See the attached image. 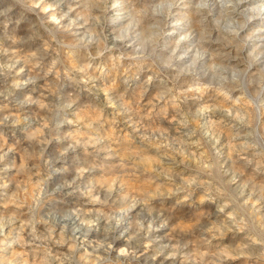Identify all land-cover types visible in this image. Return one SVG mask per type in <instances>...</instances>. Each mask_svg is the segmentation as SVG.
Listing matches in <instances>:
<instances>
[{"label":"rangeland","instance_id":"rangeland-1","mask_svg":"<svg viewBox=\"0 0 264 264\" xmlns=\"http://www.w3.org/2000/svg\"><path fill=\"white\" fill-rule=\"evenodd\" d=\"M113 1L95 0L97 7L91 14H103L107 20ZM204 2L207 8L198 7ZM32 3L34 0H3V7L11 10L0 16V65L11 75L0 76V91L25 65L14 57L27 58L39 48L53 55L61 53L67 67L84 63L80 54L62 51L39 28V9L30 10ZM216 3L134 0V4H124L126 11L135 7L139 13L129 35L147 39L143 52L152 56L146 61L119 60V67L110 68L107 76L94 82L103 93L99 100L114 102L111 110L90 103L87 93L83 95L78 110L94 121L90 134H99L103 140L95 151L88 149L92 153L88 160L94 159L98 167L77 175L72 185L75 193L53 191L55 181L45 179L43 170L34 167L35 161H29L21 172V151L5 156L0 165V264H74L69 249H77L75 230L90 241L89 250H76L80 264H150L149 258L157 252L162 253L159 259L167 257L176 264H264V244L257 242L264 241V46L252 48L239 37L231 38L229 28L220 23L225 12ZM61 8L67 10L65 5ZM60 12L56 8L50 20H58ZM71 18L77 21L71 32L57 34L65 45L87 39L90 27L76 13ZM67 20L60 22L66 24ZM169 22L179 29L164 39ZM103 31L112 47L108 35L112 29L105 24ZM28 36L34 42H18ZM91 49L95 54V45ZM135 49L132 45L106 52L93 67L111 65L122 53L138 55ZM238 53L243 55L241 66L232 61ZM48 62L46 59L45 64ZM13 63L15 67H9ZM28 74L30 66L18 79H26ZM48 80L55 82L57 92L67 85L60 71ZM46 83L41 79L23 91L9 89L14 95L0 100V119L10 113L18 115L16 101L36 87L39 91L33 95L38 97L45 92ZM24 111L34 113L36 109ZM14 131L10 123L0 126L4 151L16 146ZM189 136L198 149L187 144ZM163 157L170 165H165ZM181 188L184 191L171 195ZM125 195L144 198V203L136 204L127 215L121 213L127 217L128 227V237L121 242L117 230L105 231L106 217L133 203L132 199L124 201ZM95 196L105 203L91 202ZM161 218L168 227L161 230L158 243L145 242L143 233L140 240L130 241L136 219L143 220L145 228L152 220L156 228ZM84 219L95 222L90 234L81 224ZM146 244L145 254L140 255L139 249ZM124 250L129 254L117 257ZM173 253L174 260L169 258Z\"/></svg>","mask_w":264,"mask_h":264},{"label":"clouds","instance_id":"clouds-1","mask_svg":"<svg viewBox=\"0 0 264 264\" xmlns=\"http://www.w3.org/2000/svg\"><path fill=\"white\" fill-rule=\"evenodd\" d=\"M125 3L134 4V0H114L112 3V16L107 20H105L103 14L99 17L91 14V9L97 7L95 0H52V3H49L48 0H34V3L30 5L32 11L39 9L36 12L39 28L43 29L50 40H55L62 51L67 49L69 55L80 54L84 63L79 66L67 67V61L61 53L58 52L53 55L44 48L31 52L27 58L14 57L16 61L24 60L25 65L12 77V83L5 90L0 91V100H7L14 95V92L9 89L23 91L30 84L38 85L41 79L47 81V83L44 86L45 92L38 97L34 98L33 95L34 92L39 91V87H36L33 92L25 93L23 99L16 101L18 115L10 113L0 119V126H7L10 123L17 130L12 133L16 139L15 147H8L7 151H4L5 146H0V152L4 153V155H0V165L4 164V158L9 152L19 150L22 152L24 159V163L19 166L20 171L22 172L27 168L29 161H35L34 167L43 170L45 179L55 181L53 191L61 190L62 186L72 189L78 174L92 172L98 167L94 159L88 160V157L92 156L88 149L91 148L95 151L96 145L102 142L103 137L99 134H90L94 121L88 113L78 110L83 102V95L87 93L89 102L92 104H103L106 107L113 106L114 102L111 99L107 102L99 100L100 90L94 82L107 76L110 68L119 67L117 62L119 60L142 59L146 61L152 56L151 52L147 55L143 52L145 44L148 43L147 39H140L137 34L129 35V31L135 28L136 17L139 13H137L135 7L130 12L126 11L124 9ZM61 5H65L67 10L64 11ZM198 7L207 8L208 3H201ZM56 8H60L61 12L59 19L53 22L50 20V16L56 15ZM81 8L83 11L78 12L77 9ZM45 9H47V12L44 11ZM10 10L9 7H3V0H0V16L6 15ZM72 13H76L78 19H84V23L90 25V27L87 32V39L81 38L71 45H65L62 40L57 39V34L71 32L72 26L77 22L76 19L71 18ZM66 17L68 18L67 23L62 24L60 21L65 20ZM105 24L112 29L108 33L113 41L112 47H109L106 38H104L103 27ZM97 28H100L101 31L97 32ZM180 39L183 40L185 37L181 36ZM18 42H34V37L20 38ZM93 45H95V54L91 49ZM132 45H136L135 50L138 55L127 56L122 53L119 57L113 58L111 65L93 67L94 62L103 57L106 52L119 51ZM46 59L49 60L47 64H45ZM29 66L30 74L27 75V78L18 79L22 73H25V68ZM9 67H15V63L9 65ZM3 69L4 66L0 65V76L11 75ZM57 71L62 72L67 78V85H61L58 92L53 90L55 82L48 80L49 77L55 76ZM125 83H127V80H125ZM33 106L36 109L34 113L24 111L26 108ZM2 138L3 134L0 133V139ZM85 164L88 166L84 167ZM49 170H51V176ZM57 177L60 179L57 180ZM72 191L75 193L76 190L72 189ZM181 191H184V189H177L171 195H176ZM161 195L165 194L161 193ZM122 199L124 201L132 199L133 203L126 208H120L107 214L105 231L108 233L115 232L119 228L123 218L121 213L127 215L129 212L134 211L136 204L144 203V198H133L130 195H125ZM91 202L105 203L100 200L99 196L92 197ZM81 224L85 226L90 234L95 222L91 219H84ZM132 227L135 232L130 237V241L140 240L142 238L141 233L146 238L148 233L153 230L161 231L168 227V224L161 218L159 225L154 229L153 221L149 220L145 228L143 220L136 219ZM257 242L264 244V241ZM111 247L112 245L109 244L108 248ZM75 253V248H70L69 258L73 260L74 264H80ZM120 254L128 255L129 252L124 250ZM160 254L162 253L157 252L152 259L155 260ZM169 258L174 260L175 253Z\"/></svg>","mask_w":264,"mask_h":264},{"label":"bare ground","instance_id":"bare-ground-1","mask_svg":"<svg viewBox=\"0 0 264 264\" xmlns=\"http://www.w3.org/2000/svg\"><path fill=\"white\" fill-rule=\"evenodd\" d=\"M113 2H111L108 6V12L110 13L109 14L110 16H112V11H113L112 10V3ZM217 3H218V6H220L223 9V12H225L224 16H222V18H221L220 23L224 28H229V30H227V34L230 33L231 38H238L239 37L238 39H240V40L243 39L242 43L245 44V46H251L252 48L257 47V46H264V0H217ZM169 17H171V16H169ZM249 17H251V19H249ZM171 22L166 23V28L164 29V39H170L171 35L174 32V29H179V26L176 27L177 25L175 26V24H173ZM224 31L222 33H224ZM236 33H238V35H236ZM239 43H238V45H239ZM228 51H229V49H228ZM232 61L235 64V66L243 65V55L241 53L234 55L232 57ZM233 91H235V90H233ZM102 94L103 93H101L100 95H102ZM105 102H107L106 99H105ZM104 107L107 111H109L113 108V106H111V107L104 106ZM237 138L241 140L244 137L239 136ZM187 144L189 146L195 148V149L199 148L196 146V141L193 140L190 136L187 137ZM162 159L164 160L165 165L166 164L170 165L169 164L170 162L167 160L168 158L163 157ZM62 189L65 191V193H69L72 191V189H69L66 186H62ZM121 216L123 218H122V221H121L119 228L117 229V232H118L117 240L123 242L128 237V230H127L128 227H127V222H126L127 217L123 216L122 214H121ZM72 235H73V238L75 240V243L77 245L76 247L78 250L87 251L90 249V241L86 238L85 234H81L79 230H75L72 232ZM158 237H159V239H158ZM160 239H161V231L153 230L151 233H148L147 239H145V242H149L151 244H156L159 242L158 240H160ZM148 245L149 244H146V245H144L143 248L139 249L140 255L145 254V249L147 248ZM120 255L121 254H117V257L118 256L120 257ZM149 259H150L149 260L150 264H176L173 261H168L167 257H163L161 259H159L157 257L155 260H153L151 257ZM180 263H178V264H180Z\"/></svg>","mask_w":264,"mask_h":264}]
</instances>
